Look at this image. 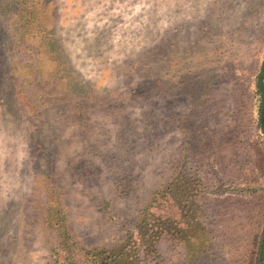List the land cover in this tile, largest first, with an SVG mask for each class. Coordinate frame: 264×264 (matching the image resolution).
<instances>
[{"label":"rangeland","instance_id":"1","mask_svg":"<svg viewBox=\"0 0 264 264\" xmlns=\"http://www.w3.org/2000/svg\"><path fill=\"white\" fill-rule=\"evenodd\" d=\"M261 94L264 0H0V264H259Z\"/></svg>","mask_w":264,"mask_h":264},{"label":"trees","instance_id":"2","mask_svg":"<svg viewBox=\"0 0 264 264\" xmlns=\"http://www.w3.org/2000/svg\"><path fill=\"white\" fill-rule=\"evenodd\" d=\"M259 121H260V128L262 130V132L264 133V94H261V101H260V105H259ZM264 245V240L261 241V249ZM153 246H151L152 248ZM260 248H259V251H258V255H259V264H262L264 263V254L260 251ZM152 253L156 254V250L155 248L153 247L152 249ZM151 253V254H152ZM153 255V254H152Z\"/></svg>","mask_w":264,"mask_h":264}]
</instances>
